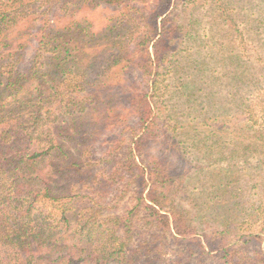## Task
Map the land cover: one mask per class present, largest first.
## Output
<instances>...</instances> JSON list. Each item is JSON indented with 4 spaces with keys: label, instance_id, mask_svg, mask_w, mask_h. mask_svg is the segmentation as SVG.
Segmentation results:
<instances>
[{
    "label": "trees",
    "instance_id": "1",
    "mask_svg": "<svg viewBox=\"0 0 264 264\" xmlns=\"http://www.w3.org/2000/svg\"><path fill=\"white\" fill-rule=\"evenodd\" d=\"M197 3L202 62L169 59L200 39L183 30L193 9L184 25L175 14ZM170 67L188 68L184 93L202 89V124L181 133L158 106ZM195 139L218 182L209 195L234 203L212 221L192 214L173 156ZM113 148L121 170L82 161ZM134 183L136 203L120 207ZM141 212L155 233L135 249ZM170 236L221 264H247L254 244L264 264V0H0V264H152Z\"/></svg>",
    "mask_w": 264,
    "mask_h": 264
},
{
    "label": "rangeland",
    "instance_id": "2",
    "mask_svg": "<svg viewBox=\"0 0 264 264\" xmlns=\"http://www.w3.org/2000/svg\"><path fill=\"white\" fill-rule=\"evenodd\" d=\"M179 6L185 9L182 5ZM197 7H198V3L195 6V9L192 8V6L190 7L189 5L188 16H185L186 12H181L179 9H175V14L179 16L177 22L184 25L185 22L188 23L190 18H192L190 10L193 9V18H199L200 20L198 24H195L194 26L190 25V27L188 26L187 23H185L187 25H185V27L183 26V30L185 33L189 29L197 30L198 32H200L201 40L199 38L192 39L191 37H187L185 40H183L184 43L181 42L183 44L180 45V48H178L177 45L172 47L173 50L169 59L172 58L176 60L177 58L180 57L179 55H175L176 52H178V49L183 50L182 52L185 53L186 56L189 55L190 59L193 58L199 59L196 56L200 53V51L202 53V43H201L202 7L196 9ZM198 61L202 62V57ZM185 62L182 63L183 67L188 63V60L186 61L185 59ZM171 67L163 71L164 82L162 83L163 84L162 89H164L166 86H168V89H166L164 93H162L163 94L162 98L158 99V103H161L158 106L162 108L163 117L165 116V114H169V113L173 115V117L175 118L174 124L176 126V129L177 131L179 130V132L181 133L180 130L182 128L191 130L190 128V126H192L191 123H194L195 120H196L195 122H201L202 124V116H200L202 115L201 113L202 89H198L197 95H194L192 91L190 92V94L184 93L183 90L180 88L179 85L180 83L178 82V75H181V77L186 78L185 72L186 70H188V68L184 69V72H181L180 74L177 75L176 74L177 70L171 69ZM186 80H188V78H186ZM222 89L229 90L230 88L223 86ZM164 95L166 96L164 97ZM166 107L169 111L165 109ZM162 123H163V119H162ZM171 123L173 122L171 121ZM178 140L179 138L174 139L173 141L179 143ZM195 142H196L195 145H191L190 143H188L187 144L188 146L184 147L185 149L182 148L180 149V147H178L177 151L174 150L175 152L173 156L175 159L178 158L177 163L179 166H177L176 168H178L177 170H180L178 171V173L179 175L182 176L180 181L181 185L184 186V188L186 189V193L191 197L190 200L193 203H197L201 208L200 209L201 213H197L199 211L196 210L197 212L195 211L192 214L193 215L200 214L201 216L200 218H202L203 216L208 221L209 220L212 221V219H217L218 217L222 216L221 212L224 214V212L221 211L222 210L221 204H223L224 201H220V199L215 195H209L213 191L215 183L218 182H213L212 180L207 178L206 174L204 177H202V139H198ZM116 147L118 146H114V148ZM114 148L111 152L109 153L107 152L108 154H100L95 152L96 153L95 155L92 154L88 157H85L82 159V161L83 162L88 161L86 164V168H90L95 172L102 171V173L106 174L107 172L111 171L113 168H117L118 165H120L119 169L121 170L122 168H125L124 164H126V154L123 151V149H114ZM104 149L106 150L105 147ZM109 154L112 155L108 157ZM118 160H120L121 162H118ZM220 169H228V168H217L218 171ZM222 176L229 178V180H233V176H231L230 174H222ZM76 177L81 179L82 175ZM76 180H73L69 183L72 184L79 183L76 182ZM244 182H246L245 185H247V183L249 184L251 181L246 179L244 180ZM65 183L66 182L63 181L61 185L63 186V184ZM138 190H139L138 184L134 183L133 186L129 188L128 192L125 193L126 194L125 197L119 202L120 207H122V205L125 204H127L130 208L133 207L134 204L136 203L134 198H135V194L138 193ZM202 192H205V195L204 193L202 194ZM230 200H232V198ZM202 203L205 204L202 205ZM224 204L228 206V209H232L231 205H233L234 203L228 201V202H224ZM225 209L227 210V208ZM225 214L229 215V213H225ZM143 217L144 214L141 212L139 217L137 218L139 220L136 219L138 221V225L140 228V229L136 228V231L139 234L137 233L136 237H134L132 239V242L130 243V246L135 249L140 248V242H141L140 233H144V232L148 233L146 234L148 238L151 236V233H155V230H153L152 228L148 226H144V223L142 222ZM137 237H139L138 241H136ZM168 241L169 244L165 248V251L162 252L160 251L163 254L162 258L159 257L160 252L156 253V251L153 254H145L144 256L145 257L148 256V258H154L155 262H153L152 264H176L179 262V260H176V256H178V254L182 255V259H181L182 262L188 261L190 262L189 264H221L218 262L216 258L212 256H208L206 254H204L202 257H199V252H198L199 248L197 249L196 242L194 241L186 240V239L185 240L181 239L177 241L176 238H173L171 236L170 238H168ZM190 249L192 250V252H194L192 258L190 257L189 254V252L191 251ZM246 250L247 252L243 256H246V258L248 259L243 260L242 263L247 262V264H258L256 263L258 262V258L255 257L256 256L255 251L258 250V247L253 244L250 247H248V249Z\"/></svg>",
    "mask_w": 264,
    "mask_h": 264
}]
</instances>
